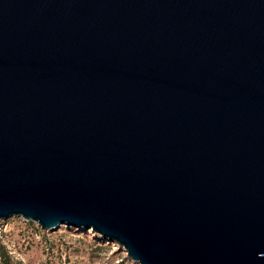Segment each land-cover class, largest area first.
<instances>
[{
  "label": "water",
  "instance_id": "1",
  "mask_svg": "<svg viewBox=\"0 0 264 264\" xmlns=\"http://www.w3.org/2000/svg\"><path fill=\"white\" fill-rule=\"evenodd\" d=\"M11 217L140 264H264V0H0Z\"/></svg>",
  "mask_w": 264,
  "mask_h": 264
},
{
  "label": "rangeland",
  "instance_id": "2",
  "mask_svg": "<svg viewBox=\"0 0 264 264\" xmlns=\"http://www.w3.org/2000/svg\"><path fill=\"white\" fill-rule=\"evenodd\" d=\"M0 264H140L126 249L92 229H42L23 217L0 223Z\"/></svg>",
  "mask_w": 264,
  "mask_h": 264
},
{
  "label": "bare ground",
  "instance_id": "3",
  "mask_svg": "<svg viewBox=\"0 0 264 264\" xmlns=\"http://www.w3.org/2000/svg\"><path fill=\"white\" fill-rule=\"evenodd\" d=\"M79 230H83L84 228L83 227H78Z\"/></svg>",
  "mask_w": 264,
  "mask_h": 264
},
{
  "label": "built area",
  "instance_id": "4",
  "mask_svg": "<svg viewBox=\"0 0 264 264\" xmlns=\"http://www.w3.org/2000/svg\"><path fill=\"white\" fill-rule=\"evenodd\" d=\"M0 229H1V226H0Z\"/></svg>",
  "mask_w": 264,
  "mask_h": 264
}]
</instances>
